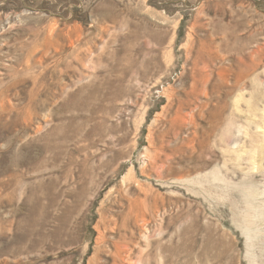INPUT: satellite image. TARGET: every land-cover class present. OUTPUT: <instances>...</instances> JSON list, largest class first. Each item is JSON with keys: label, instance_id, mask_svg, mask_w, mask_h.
Wrapping results in <instances>:
<instances>
[{"label": "rangeland", "instance_id": "obj_1", "mask_svg": "<svg viewBox=\"0 0 264 264\" xmlns=\"http://www.w3.org/2000/svg\"><path fill=\"white\" fill-rule=\"evenodd\" d=\"M0 264H264V0H0Z\"/></svg>", "mask_w": 264, "mask_h": 264}]
</instances>
